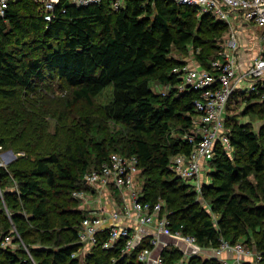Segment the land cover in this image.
<instances>
[{
    "label": "trees",
    "instance_id": "16d2710c",
    "mask_svg": "<svg viewBox=\"0 0 264 264\" xmlns=\"http://www.w3.org/2000/svg\"><path fill=\"white\" fill-rule=\"evenodd\" d=\"M227 30V24L212 15H200L172 0H126L119 11L112 10L110 0L84 6L62 0L50 23L34 0L10 2L6 18L0 17V149L25 151L31 162L26 166L21 156L8 169L0 166L9 209L7 213L0 197V236L13 233L12 244L18 245L0 247V264H143L137 258L140 248L131 255H123L122 245L105 249V233L84 261L73 256L81 247L79 232L87 215L73 192L89 189L85 174L113 153L138 157L140 176H146L142 200L163 201L171 212L173 232L195 236L209 249L218 247L221 238L230 244L244 238L246 247L263 252L258 264H264V125L256 133L228 114L233 151L217 145L211 181L204 182L200 194L170 169L173 156L194 149L183 137L197 116L193 101L198 97L193 90H179L182 80L173 70L186 63L172 52L191 46L198 63L210 69L223 45L209 46L204 36L211 31L222 40ZM56 79L69 87L70 106L92 101L112 86L105 113L123 126L124 138L84 136L64 152L37 150L36 140L30 139L39 131L35 117L19 98ZM154 83L168 86V93L155 92ZM247 108L264 116L260 102ZM176 122L182 124L180 138L173 135ZM33 148L37 153L28 150ZM12 181L18 190L9 187ZM163 257L164 264H218L202 255L185 261L174 246L166 248Z\"/></svg>",
    "mask_w": 264,
    "mask_h": 264
},
{
    "label": "built area",
    "instance_id": "2783aa9c",
    "mask_svg": "<svg viewBox=\"0 0 264 264\" xmlns=\"http://www.w3.org/2000/svg\"><path fill=\"white\" fill-rule=\"evenodd\" d=\"M11 1L19 0H0L1 18H6ZM34 1L39 4L45 22L50 23L62 0ZM64 1L84 6L100 4L104 0ZM172 1L180 6L197 9L200 15H212L227 24L230 31L221 57L212 60L210 69L196 62L194 67L184 64L173 70L182 80L179 90H193L198 93V97L193 101L197 116L192 128L183 137L194 144V149L190 154L173 156L170 169L184 182L192 184L191 181H194L192 185L201 193L204 184L201 176L206 163L211 164L214 160L217 145L221 144L229 152L233 151L227 127L232 99L242 94L264 104V0ZM110 3L113 11H119L124 8L126 0H110ZM246 25L260 30L261 48L252 61L243 62L240 54L244 40L239 30L246 28ZM140 172L136 155L113 153L108 161L85 174L84 182L89 189L73 192L74 198L89 204L79 232L78 242L81 247L73 254L74 257L86 256L100 243L99 236L102 233L107 235L103 242L105 249L111 250L122 245L123 255H131L140 248L137 258L143 264H164L163 251L172 245L180 248L186 257H191L192 251L183 244L195 246L198 244L197 238L179 230L172 231L171 212L163 201L153 204L142 200L143 188H137L141 182ZM116 192L122 203L108 211L104 206L105 201L108 196L112 200ZM13 239V233L0 236V247H9ZM214 250L218 264H245L244 256L254 257L257 263L263 258V252L249 249L242 242L230 244L224 238H221L219 246ZM228 251L234 253L235 257L224 256Z\"/></svg>",
    "mask_w": 264,
    "mask_h": 264
},
{
    "label": "rangeland",
    "instance_id": "374dc122",
    "mask_svg": "<svg viewBox=\"0 0 264 264\" xmlns=\"http://www.w3.org/2000/svg\"><path fill=\"white\" fill-rule=\"evenodd\" d=\"M229 33V30L224 32L222 40L217 39V34L211 31H207V35H205L204 37L209 40V46L213 44H217L218 46L219 44L225 46L229 38ZM197 34L200 35L201 33L197 31ZM211 51L212 50L210 49V52ZM204 55L206 56V54ZM172 56H174L178 60L185 62V65H190L191 63L196 62L198 63L196 53H194V50L191 46L188 50H184L182 52L176 49L173 50ZM152 88L155 92L162 94L168 93L169 91L168 86L156 83L152 84ZM69 90V87L56 79L52 81L49 80L47 83L39 84L36 92H22V96L19 98V104H22V106L27 109L28 113L34 115L35 118L33 119L35 120V126H38V133L34 135L35 137L30 138L34 142L36 140V143L38 144L37 150H45L47 152L51 150H60L64 152L68 147L75 148L84 138V136H91L92 139L97 140L101 139L105 134H110L115 135L118 140L122 139L126 132L125 129L120 124L109 120L106 117L105 113L106 105L113 98L112 86H108L101 94L93 98L92 101H81L78 103H74L71 106L66 103V97ZM257 102V100L251 98L250 96L245 97L240 94L239 96L232 99L229 115H235L238 123H240L241 125L249 124L250 130L259 133L261 127L264 125V116H261L259 114H257L258 116H256L253 114L255 113L254 111L253 113H249V111H247L248 105L256 104ZM245 111L248 114H244ZM236 119L234 117L233 121L235 122ZM181 125L182 124L178 122L174 123L173 125V135L175 136V138H180L181 136L179 130L181 128ZM91 128V135H88L87 132ZM228 128L230 130L232 126ZM38 135L44 137L39 139L37 138ZM124 144V142L120 144L119 150H121V147L123 148ZM113 149L114 148H111L109 152H111ZM28 150L37 153V150L35 148ZM9 153L13 154L10 157L12 158L10 161H8L7 159V157H9ZM21 156L25 158L22 162H25L27 164L26 166H28L31 162L29 160L31 159L28 158L25 151L15 152L12 148H1L0 166L8 169L10 164H12ZM33 159L34 157L32 158V160ZM90 160L92 163H95V158L91 157ZM211 170V164L206 163L205 169L203 171L204 179L206 181L205 183H210L211 181ZM251 178L254 183L257 182L253 176ZM145 179L146 176H140L141 182L140 185L137 184L138 189L142 190L145 184ZM191 183L195 184L194 181H191ZM5 186L3 188L2 186H0V197L2 198L4 204V191L7 188ZM10 186L15 190H18V183H16L15 181L10 182L9 187ZM193 188L195 189L194 186ZM91 204L93 205V202ZM1 205L2 204L0 203V208H2ZM80 206L85 210L87 209L89 204L86 205L82 202ZM104 206L109 207L110 205L106 202ZM22 207L24 208V204H22ZM4 209L7 211V213L9 212L6 204L4 206ZM11 211H13V209H11ZM23 214H27L26 209L23 210ZM241 241L242 243L247 245L244 241V238H241ZM10 247L16 248L18 247V245L11 244ZM252 249L255 250V248ZM211 250L209 249V247H204L197 244V246L193 248V251L191 252L192 254L190 253V255L191 257L202 255V257H204L202 259H206L209 258V255H211ZM87 255L88 254H86V256ZM84 257L83 255H81L82 261H84ZM191 257L185 256L184 260L188 261Z\"/></svg>",
    "mask_w": 264,
    "mask_h": 264
},
{
    "label": "crops",
    "instance_id": "0c3cea01",
    "mask_svg": "<svg viewBox=\"0 0 264 264\" xmlns=\"http://www.w3.org/2000/svg\"><path fill=\"white\" fill-rule=\"evenodd\" d=\"M246 28L239 30L240 32V35H241V38L242 40H244V43H243V50L241 52V60L243 62H246V61H252L257 55H258V52L261 48V43H260V40H259V34H260V30L257 29L256 27L254 26H245ZM195 63H191L190 66L194 67ZM249 107V105H248ZM247 112L245 111L244 114H246ZM249 113H253V111H250ZM248 114V113H247ZM254 115L258 116L256 113H253ZM11 155H13L12 153H9L7 157L8 161H10L12 158ZM213 171V170H211ZM201 180L202 182H206L205 179H204V174L202 173V176H201ZM115 198V200H114ZM107 202V204H109L110 206L109 207H105L106 210H113L114 206L115 205H118V204H121L122 201H121V198H119V196H117L115 194V196L113 197L112 200L109 199V196L108 198L106 199L105 203ZM87 210V209H86ZM109 213V212H108ZM174 246V245H172ZM176 246V245H175ZM174 246V247H175ZM183 246H185L187 249H190L191 251H193V248H195V246H188L186 244H183ZM178 247V246H177ZM211 250V249H210ZM208 251V250H206ZM211 255H209V258H214L216 257V252L212 249L211 251ZM192 254V253H191ZM190 256V255H188ZM224 256L226 257H235L234 253H232L231 251H228L224 254ZM243 260L245 263H251V264H258L256 261H255V258L252 257V256H244L243 257Z\"/></svg>",
    "mask_w": 264,
    "mask_h": 264
}]
</instances>
